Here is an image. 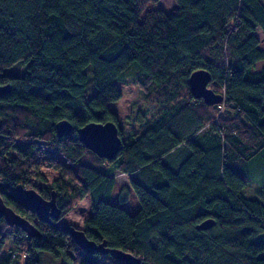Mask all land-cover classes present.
<instances>
[{
	"label": "trees",
	"instance_id": "1",
	"mask_svg": "<svg viewBox=\"0 0 264 264\" xmlns=\"http://www.w3.org/2000/svg\"><path fill=\"white\" fill-rule=\"evenodd\" d=\"M0 0V196L40 232L30 237L0 216V264H125L84 251L59 219L84 197L92 212L85 235L140 257L141 264H264V200L243 194L264 156V0ZM205 69L222 101L206 104L190 91L191 72ZM117 80L145 96L137 128L123 136L109 102ZM67 118L71 133L58 136ZM116 123L114 159L85 148L76 130ZM264 158V157H263ZM50 171L56 173L50 180ZM114 171L128 190L111 199ZM55 192L59 218L42 221L15 193ZM213 218L205 229L196 225ZM20 257V256H19Z\"/></svg>",
	"mask_w": 264,
	"mask_h": 264
},
{
	"label": "water",
	"instance_id": "2",
	"mask_svg": "<svg viewBox=\"0 0 264 264\" xmlns=\"http://www.w3.org/2000/svg\"><path fill=\"white\" fill-rule=\"evenodd\" d=\"M210 73L205 69L194 70L189 74L188 85L191 93L196 98H202L206 104H215L222 101V95L216 93L210 86ZM10 89L9 84L0 85V93H5ZM72 125L67 118H62L55 123V132L58 136L71 133ZM79 140L85 148L92 151L100 158L114 159L121 146L119 129L115 122H95L90 121L80 126L76 130ZM15 193L23 203L28 205L37 216L45 222H50L51 218H59L60 209L56 204L55 192L52 190L49 197L42 196L33 188L16 186ZM0 216H2L8 226L21 228L28 236H38V229L24 216L15 212L8 206L0 196ZM213 218H206L200 221L196 228L205 229L214 224ZM62 228L66 229L73 241L84 251H99L109 254L112 258L122 260L125 264H141L140 257L125 252L118 248H110L105 245V241L96 243L89 239L83 228L72 224L61 223ZM256 243H264V232L255 236Z\"/></svg>",
	"mask_w": 264,
	"mask_h": 264
},
{
	"label": "rangeland",
	"instance_id": "3",
	"mask_svg": "<svg viewBox=\"0 0 264 264\" xmlns=\"http://www.w3.org/2000/svg\"><path fill=\"white\" fill-rule=\"evenodd\" d=\"M176 5V0H158L156 3H149L148 7H160L165 12H170ZM256 35L260 40L264 39V33L260 30H256ZM117 86L121 92V96L109 102V107L113 109L118 117V125L121 128L123 136L125 137L127 132L133 128H137V111L139 108H144V99L143 90L141 87L133 82L125 83L122 80H117ZM264 156H260L257 160L258 162L254 163L252 170L250 171V181L244 186L243 194L246 196H257L264 200ZM56 173L50 171L49 176L50 180L54 177ZM115 178V184L111 192V199L116 200L119 190L125 192L128 190V198L125 202V205L133 209L136 205V199L130 191V186L125 175L114 171L113 173ZM92 212V207L89 201V198H83L76 205H74L70 211L63 215L59 221L61 223L72 224L76 227L82 228V222L85 217H87ZM80 217L81 219H76ZM7 238L0 252V258L5 256L8 253V246L12 243L10 238V231L8 229L5 231ZM14 252V251H13ZM12 250L9 253H12L13 263L14 264H23L24 258L13 256ZM61 259L51 255L49 252H43L41 255V264H60Z\"/></svg>",
	"mask_w": 264,
	"mask_h": 264
},
{
	"label": "built area",
	"instance_id": "4",
	"mask_svg": "<svg viewBox=\"0 0 264 264\" xmlns=\"http://www.w3.org/2000/svg\"><path fill=\"white\" fill-rule=\"evenodd\" d=\"M13 238V235H10V238ZM12 241V240H11ZM31 255H33V253L29 252L28 250H23L19 253V256L22 258H26V257H30ZM13 256H16L15 252H13Z\"/></svg>",
	"mask_w": 264,
	"mask_h": 264
},
{
	"label": "clouds",
	"instance_id": "5",
	"mask_svg": "<svg viewBox=\"0 0 264 264\" xmlns=\"http://www.w3.org/2000/svg\"><path fill=\"white\" fill-rule=\"evenodd\" d=\"M76 219H78V220H79V219H81V218H80V217H76Z\"/></svg>",
	"mask_w": 264,
	"mask_h": 264
},
{
	"label": "crops",
	"instance_id": "6",
	"mask_svg": "<svg viewBox=\"0 0 264 264\" xmlns=\"http://www.w3.org/2000/svg\"><path fill=\"white\" fill-rule=\"evenodd\" d=\"M87 197V196H86ZM86 197H84V198H86ZM90 201V200H89Z\"/></svg>",
	"mask_w": 264,
	"mask_h": 264
}]
</instances>
